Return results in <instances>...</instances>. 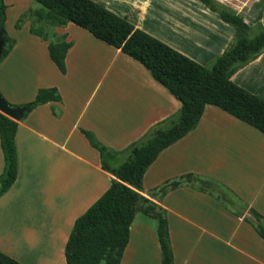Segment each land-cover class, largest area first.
Masks as SVG:
<instances>
[{
  "label": "crops",
  "instance_id": "1",
  "mask_svg": "<svg viewBox=\"0 0 264 264\" xmlns=\"http://www.w3.org/2000/svg\"><path fill=\"white\" fill-rule=\"evenodd\" d=\"M97 1L109 9L106 0ZM107 1L117 7L109 10L128 21L132 7L142 18L151 12L165 19L175 36H195L209 61L236 37L221 11L241 15L250 27L264 24V0ZM5 3V27L15 44L0 62L1 94L24 105L39 89L55 87L62 101L40 105L19 121L18 177L0 198V251L22 264H67L76 220L114 179L83 131L120 153L154 126L170 127L182 103L140 62L73 23L55 29L73 44L63 74L49 56L48 42L31 34L29 19L16 27L24 13L41 7L33 0ZM261 80L264 53L232 77L258 95L264 93ZM4 167L0 136V176ZM190 174L217 183L234 205L190 184L153 195L167 181ZM141 193L165 210L174 264H264V241L249 221L252 211L264 217V134L254 127L208 105L197 127L148 169ZM158 227L157 219L137 212L121 264H162Z\"/></svg>",
  "mask_w": 264,
  "mask_h": 264
},
{
  "label": "trees",
  "instance_id": "2",
  "mask_svg": "<svg viewBox=\"0 0 264 264\" xmlns=\"http://www.w3.org/2000/svg\"><path fill=\"white\" fill-rule=\"evenodd\" d=\"M34 1L41 8L24 13L16 27L19 29L26 19L31 20V34L48 42L49 56L63 74L67 73L66 57L73 44L54 29L73 23L140 62L182 103L170 127L162 124L154 126L143 139L120 153L101 144L93 133L83 131L90 145L99 151L103 168L114 179L106 193L76 220L66 245L67 264H121L129 244L131 225L139 211L158 220L162 264H174L165 210L141 193L145 174L164 150L197 127L208 105L223 110L264 134V98L232 81L238 69L264 53V30L251 37L250 26L241 15L221 11V18L235 27L236 37L214 66L208 68L93 0ZM6 10L5 0H0L1 61L15 44L5 27ZM61 101L58 89L51 87L39 89L35 99L27 104L7 103L13 108H26L27 115L40 105ZM18 127L19 122L0 112V136L5 160L0 176V198L11 189L18 177ZM121 157L124 160L119 163ZM188 177L196 178L200 191L214 193L229 205H234L217 183L191 174L167 181L153 195H166L170 190L188 184L183 181ZM252 215L255 220L249 221L264 241V217L256 211H252ZM0 264L22 263L0 251Z\"/></svg>",
  "mask_w": 264,
  "mask_h": 264
},
{
  "label": "rangeland",
  "instance_id": "3",
  "mask_svg": "<svg viewBox=\"0 0 264 264\" xmlns=\"http://www.w3.org/2000/svg\"><path fill=\"white\" fill-rule=\"evenodd\" d=\"M95 1H97V0H95ZM33 2L35 3V5H37L36 7H41V5L36 3L34 0H33ZM106 2H108V5H109L108 7H109V9H112V11L117 9L116 5L113 2L107 1V0H106ZM127 8L130 11H129L128 15H126V16H128L127 18L129 19V21L132 24H134V25L140 24L139 27L142 30H144V29L148 30L150 35L159 39L160 41H162L165 44L169 45L170 47L174 48L175 50L181 52L182 54H184L186 56L189 55L188 57H190V58L192 57V59L195 60L196 62H198V63H200V64H202L208 68H211L214 66L217 58L214 59L213 61H209V59H206V57H202L204 55L203 54L204 50L199 49L198 46L196 45L195 40H194L195 36H191L190 38H188L187 36H184V35L175 36L172 34L170 26L168 25V23L165 21V19H162V17L155 18L153 16V14L150 12L147 16H144L142 18L138 9H135V8L133 9L132 7H127ZM137 10H138V12H137ZM152 10H156V8L153 7ZM138 21H139V23H138ZM29 22L32 25V21L29 20ZM31 25H30V28H31ZM263 30H264V24H260L257 26L250 27V36L254 37ZM245 81H246V84L247 83L249 84L248 78L246 76H245ZM261 81H264V80H261ZM260 84L262 85L261 82H260ZM246 90L251 92L249 89H246ZM253 92H255V91H253ZM252 94L258 95L256 93H252ZM258 96L264 97V93H259ZM183 181L185 183L188 182V184H190V185L197 186L196 178H194V177L185 178ZM251 220L252 221L255 220V217L252 215V213H251Z\"/></svg>",
  "mask_w": 264,
  "mask_h": 264
},
{
  "label": "water",
  "instance_id": "4",
  "mask_svg": "<svg viewBox=\"0 0 264 264\" xmlns=\"http://www.w3.org/2000/svg\"><path fill=\"white\" fill-rule=\"evenodd\" d=\"M2 53H3V42H2V34L0 33V61L2 59ZM0 112L14 119L15 121L19 122L24 119L26 114V108L11 107L0 92Z\"/></svg>",
  "mask_w": 264,
  "mask_h": 264
}]
</instances>
